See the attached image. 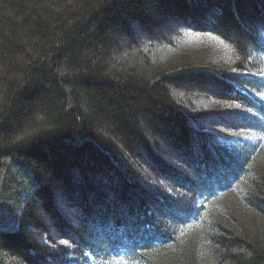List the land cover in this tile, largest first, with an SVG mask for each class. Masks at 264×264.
Segmentation results:
<instances>
[{"label":"trees","instance_id":"16d2710c","mask_svg":"<svg viewBox=\"0 0 264 264\" xmlns=\"http://www.w3.org/2000/svg\"><path fill=\"white\" fill-rule=\"evenodd\" d=\"M184 32L227 64L176 54ZM195 84L229 104L193 108ZM263 136L264 0H0V264H52L53 230L80 239L64 195L104 211L88 225L101 252L73 263L264 264ZM231 195L261 221L225 223Z\"/></svg>","mask_w":264,"mask_h":264},{"label":"rangeland","instance_id":"374dc122","mask_svg":"<svg viewBox=\"0 0 264 264\" xmlns=\"http://www.w3.org/2000/svg\"><path fill=\"white\" fill-rule=\"evenodd\" d=\"M186 33V32H184ZM162 34V33H161ZM159 36V35H158ZM204 35L200 34V33H194V32H189L184 34V36L181 37V39H183V44L179 41L178 43H174L175 49H176V54H182L185 53V51L189 54V58L193 59V60H203V61H217V62H223L227 64L226 59L230 58V53L227 52L226 48H222L223 45H221L220 43H216V41H212V38H203ZM162 37V35L160 36ZM207 37V36H205ZM196 38H202V40L205 41H209L208 47H203L202 45L199 46H190L189 43L193 42L192 40H195ZM226 46V44H224ZM222 46V47H221ZM224 46V47H225ZM222 48V49H220ZM230 55V56H229ZM176 56V55H174ZM252 69H254L255 67L257 69L262 68L260 65V62L257 63V65L255 64V62H252L249 65ZM257 69H254L257 70ZM196 85V86H195ZM194 85V88L190 87V89H187L186 93L188 94V99H189V104L192 105L193 108H196V106L198 105L199 102H201L200 104H205V102L210 101L212 104H218V105H222V104H226L228 105L230 102V99L225 96H223L221 94V92H207L206 89L204 87L197 86V84ZM174 92H179L180 94L182 93V89L180 91V89H173ZM187 99V98H186ZM191 100L194 103H190ZM232 102V100H231ZM210 104V103H209ZM195 105V106H194ZM207 106V105H205ZM206 108V107H205ZM218 120H214L213 118H209L211 119V124L213 122L217 123V124H212L214 127L218 128L219 131L222 132H230L233 133L234 131L237 130V128L235 126H233L230 122L228 121L227 118L221 119L220 116H218ZM226 122V123H225ZM208 123L207 127L212 128L213 126ZM240 129V128H239ZM242 129V128H241ZM264 137V136H263ZM262 137V138H263ZM264 140V138H263ZM263 143V141H261ZM252 166V165H251ZM259 169H261V167H259ZM230 199L225 200L223 202V204L221 205V218L222 220L227 223L228 225H230L231 227L234 226L235 224L232 222L231 218L228 217L229 212L230 213H234L233 215H235L236 217L239 218V220H241L242 222L244 221H251V220H256V221H261V217L257 216L254 212V215L252 213H250L248 210L242 208L241 206H238L237 203L238 201L236 199H234V196L231 195L229 197ZM188 243V241H186ZM189 250L192 251H197V253H201L203 250L199 248L198 244L196 242H192V243H188L185 247V255H189ZM204 252V251H203ZM175 258L178 259H182L183 257L178 254L174 256ZM198 263L199 264H212L213 262L211 261L209 255H204L201 254L200 257H198Z\"/></svg>","mask_w":264,"mask_h":264},{"label":"bare ground","instance_id":"6f19581e","mask_svg":"<svg viewBox=\"0 0 264 264\" xmlns=\"http://www.w3.org/2000/svg\"><path fill=\"white\" fill-rule=\"evenodd\" d=\"M169 157V156H168ZM169 159L172 160V162H174V159L172 157H169ZM96 190H94V195H98V191L95 192ZM65 195L63 196V201L64 203H58V207H60L61 209H63V212L65 214V219L64 222L66 223L65 225L68 227L72 228V231H76V232H80L82 234V236L80 237V239H77V241H74V237L70 236L69 232L66 231V233L59 234L56 230L50 231L49 233H47L46 237H47V241L48 242H52L53 244H51V252H50V263L52 264H69L68 260L70 262V264H88L86 263L84 260L79 261L78 263H73L70 261V259L66 256H64L65 252L68 251H72V250H77L79 248L83 249L86 247H90V249L94 250L95 254L98 256L99 253L101 252L99 249H101V247L99 245L103 244L102 241L99 240H93V238H90V233H91V229L88 227V225L90 223H101L99 222L100 218L102 217V213L103 208L101 209L98 205H94L91 204L89 205V210L88 212H85L87 209L83 208L82 206H76L77 203L75 202V200H68V198L66 197L65 200ZM94 200V199H93ZM91 200V201H93ZM88 205V203H87ZM146 207L148 209H155V206L153 204V202H147ZM60 209V210H61ZM169 211L166 210L164 212H162L163 215L168 214ZM63 217V215H62ZM122 221L121 222H117V226L120 228V230H130L131 227V218L130 217H121ZM86 221V222H84ZM49 222H52V220H49L48 217H44V225H48ZM64 226V225H63ZM65 227V226H64ZM98 229H102V226H97ZM101 234L105 233L104 231L100 232ZM49 234V235H48ZM94 247L95 249L91 248ZM131 244L129 245V249L127 250L128 253H131L133 251L134 248ZM80 249V250H81ZM80 254V252H79ZM74 257H78L75 254L72 255ZM93 259H91L92 261Z\"/></svg>","mask_w":264,"mask_h":264}]
</instances>
